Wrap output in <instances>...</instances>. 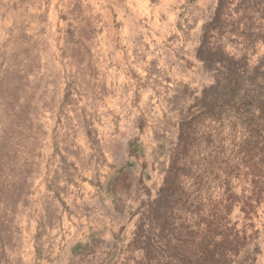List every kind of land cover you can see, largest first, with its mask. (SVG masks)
<instances>
[{
    "label": "rangeland",
    "instance_id": "rangeland-1",
    "mask_svg": "<svg viewBox=\"0 0 264 264\" xmlns=\"http://www.w3.org/2000/svg\"><path fill=\"white\" fill-rule=\"evenodd\" d=\"M262 125L264 0H0V264H264Z\"/></svg>",
    "mask_w": 264,
    "mask_h": 264
},
{
    "label": "trees",
    "instance_id": "trees-1",
    "mask_svg": "<svg viewBox=\"0 0 264 264\" xmlns=\"http://www.w3.org/2000/svg\"><path fill=\"white\" fill-rule=\"evenodd\" d=\"M263 130H264V125L260 127L259 131H263ZM205 253L202 254L200 257H197V259L194 260L195 261L194 264H215L212 258V254L210 253V250H208L207 246Z\"/></svg>",
    "mask_w": 264,
    "mask_h": 264
}]
</instances>
